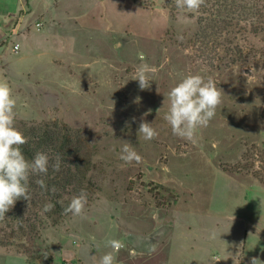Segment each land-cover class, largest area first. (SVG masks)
Listing matches in <instances>:
<instances>
[{
    "label": "rangeland",
    "instance_id": "374dc122",
    "mask_svg": "<svg viewBox=\"0 0 264 264\" xmlns=\"http://www.w3.org/2000/svg\"><path fill=\"white\" fill-rule=\"evenodd\" d=\"M234 3L246 14L230 45L225 32L202 37L197 11L174 0H60L25 29L33 34L5 72L15 127L70 128L92 153L95 186L81 216L0 243V264H84L77 249L88 264L113 251L110 240L123 244L115 264L264 262V182L251 172L264 166V0ZM144 64L151 85L140 90ZM194 74L211 77L222 102L193 142L172 133L165 97ZM142 117L152 140L138 134ZM124 141L139 163L119 159Z\"/></svg>",
    "mask_w": 264,
    "mask_h": 264
},
{
    "label": "clouds",
    "instance_id": "9594fccd",
    "mask_svg": "<svg viewBox=\"0 0 264 264\" xmlns=\"http://www.w3.org/2000/svg\"><path fill=\"white\" fill-rule=\"evenodd\" d=\"M205 0H175L176 7L187 12H194L204 5ZM182 39V37H178ZM150 68L148 65H140L133 78L139 82L140 90L148 89L151 85L149 79ZM222 90L217 88L211 77L205 79L202 75L194 74L184 77L170 89L165 97L168 102V112L165 120L170 125L172 133L187 141L195 140L197 129L207 127L215 116L216 109L221 104ZM16 99L12 95L9 84L0 81V220L15 205L16 201L23 198L31 200L29 192L30 175H46L49 170V156L47 153L38 152L33 159H26L21 146L26 144L27 138L15 127ZM149 112L143 114L146 117ZM141 118L138 134L146 140H152L158 132L153 128V123H148ZM135 118H133L134 120ZM119 159L125 165L133 162L139 163L142 157L128 141H124ZM61 158L57 156L51 164L54 171L60 170ZM36 183L46 189L43 179ZM54 192L55 189L53 188ZM87 204V193L81 190L79 194L72 197L65 213L73 216H81ZM53 204L45 205V211H50ZM108 246L113 250L100 256H93V264H115L116 257L113 252H118L123 244L118 240H110ZM250 264H264L259 258L253 257Z\"/></svg>",
    "mask_w": 264,
    "mask_h": 264
},
{
    "label": "trees",
    "instance_id": "16d2710c",
    "mask_svg": "<svg viewBox=\"0 0 264 264\" xmlns=\"http://www.w3.org/2000/svg\"><path fill=\"white\" fill-rule=\"evenodd\" d=\"M234 5V0H205L204 5L197 10L199 23H204L200 35L204 37L207 32L212 31L221 36L225 32L224 40L229 45L232 44L233 39L229 34L232 35L234 30L230 29L236 24V20L244 18L246 14L243 8L237 11ZM255 8L256 18L258 20L264 18V5L259 3ZM229 45H227L228 50ZM17 129L28 141L21 146L26 159L31 161L36 153L44 152L48 154L50 160L46 175L29 177L30 202L23 198L17 200L5 214V218L0 220V230L6 236L4 240H0V243L6 246L14 245L12 238H33L48 224L55 226L64 218L71 216L72 214H66L64 209L68 207L72 197L84 190L89 198L95 186L90 176L92 153L83 146L79 136L78 138L74 136L70 128L59 122L43 124L21 122V126ZM57 156L61 158L60 170L54 171L51 164L55 162ZM263 167L261 171H251L262 182H264ZM38 179L44 180L46 189L36 183ZM48 203L53 204L54 207L50 211H45V205Z\"/></svg>",
    "mask_w": 264,
    "mask_h": 264
},
{
    "label": "crops",
    "instance_id": "0c3cea01",
    "mask_svg": "<svg viewBox=\"0 0 264 264\" xmlns=\"http://www.w3.org/2000/svg\"><path fill=\"white\" fill-rule=\"evenodd\" d=\"M44 3L45 9L42 10ZM56 3L50 0H0V81L5 80V72L12 71L9 67V56L14 54L21 56L24 48V41L32 36L31 33H25V29L29 25L37 28V17L44 12L56 13L54 5ZM21 31L24 34H21ZM19 44V48L15 49V45ZM4 79V80H3ZM78 257L83 258L84 264L85 254L81 249L76 250ZM88 264H92V254L87 255Z\"/></svg>",
    "mask_w": 264,
    "mask_h": 264
},
{
    "label": "built area",
    "instance_id": "2783aa9c",
    "mask_svg": "<svg viewBox=\"0 0 264 264\" xmlns=\"http://www.w3.org/2000/svg\"><path fill=\"white\" fill-rule=\"evenodd\" d=\"M51 2H53V3H57L58 1H60V0H50ZM36 26L39 28V27H42V23L41 22H37L36 23ZM19 48V44H16L15 45V49H18Z\"/></svg>",
    "mask_w": 264,
    "mask_h": 264
}]
</instances>
